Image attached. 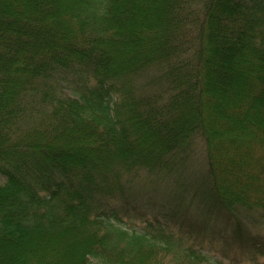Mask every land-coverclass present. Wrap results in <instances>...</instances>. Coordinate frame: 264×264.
I'll return each mask as SVG.
<instances>
[{
	"label": "trees",
	"instance_id": "1",
	"mask_svg": "<svg viewBox=\"0 0 264 264\" xmlns=\"http://www.w3.org/2000/svg\"><path fill=\"white\" fill-rule=\"evenodd\" d=\"M0 176V264L264 257V0H0Z\"/></svg>",
	"mask_w": 264,
	"mask_h": 264
},
{
	"label": "rangeland",
	"instance_id": "2",
	"mask_svg": "<svg viewBox=\"0 0 264 264\" xmlns=\"http://www.w3.org/2000/svg\"><path fill=\"white\" fill-rule=\"evenodd\" d=\"M67 92L69 93V91L67 90ZM221 133H217L215 136L216 137H221ZM224 135V134H223ZM2 182V178L0 176V183ZM261 231L264 232V226H262ZM0 252L2 253H6L7 249H5L3 246H0ZM218 258L222 259L225 264H233L232 262H230L229 260L232 259H237L238 263L236 264H264V257H258V259H256V262L251 261L250 260V255L248 254H240V253H235L233 252L232 254H230L228 256V258L222 257V256H218Z\"/></svg>",
	"mask_w": 264,
	"mask_h": 264
}]
</instances>
